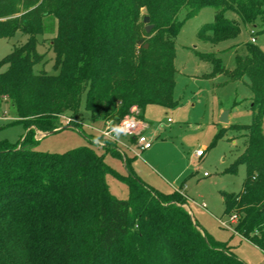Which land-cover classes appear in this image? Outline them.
Returning <instances> with one entry per match:
<instances>
[{"label":"trees","instance_id":"1","mask_svg":"<svg viewBox=\"0 0 264 264\" xmlns=\"http://www.w3.org/2000/svg\"><path fill=\"white\" fill-rule=\"evenodd\" d=\"M15 1L10 9L7 1L0 5V17L13 11ZM71 2L42 0L25 18L0 23V37L14 31L27 36L0 73V97L6 95L16 113L7 125L26 130L15 145L0 142V264H245L198 228L182 194L163 195L146 185L132 173L129 159L122 176L89 147L39 153L31 128L55 131L65 111L76 112L85 89V108L102 126L119 123L132 108L141 119L146 105L174 106L173 41L184 22L203 8L213 9V22L197 37L218 44L239 33L225 12L243 24L264 25V0H91L76 27ZM32 3L26 0L25 6ZM140 8L152 25L148 34L137 23ZM47 17L59 22L51 47L56 76L32 69L40 61L35 37L44 34L41 20ZM246 46L231 70L212 54L198 58L211 65L208 78L248 81L251 121L227 128L246 137L236 162L244 165L245 179L240 193L223 195V205L225 214L237 217L234 232L264 253V52ZM115 147L112 141L103 146L118 155ZM106 175L126 186V200L110 196Z\"/></svg>","mask_w":264,"mask_h":264},{"label":"rangeland","instance_id":"2","mask_svg":"<svg viewBox=\"0 0 264 264\" xmlns=\"http://www.w3.org/2000/svg\"><path fill=\"white\" fill-rule=\"evenodd\" d=\"M41 1L33 0L29 7L25 6L26 0L15 1L13 11L0 17V23H12L25 18ZM71 1L76 27L80 25L79 19L86 16L87 3L91 0ZM5 2V6L10 9L14 0H0V5ZM145 13V8L139 9L137 23L140 25V32L146 26L141 19ZM214 13L211 8L201 9L196 16L184 22L173 41L175 83L172 101L175 105L162 107L149 104L144 107L141 119L135 108L130 109L126 116L146 125L142 135L151 142L149 149L141 152L138 157L135 156L132 137L128 135L122 136L116 144L118 155L97 147L93 138L98 136L97 132L102 126L91 121L85 108L86 89L80 95L76 112L65 111L62 115L74 121L69 126H63L60 121L62 119L58 118L56 131L51 134L46 135L31 128L36 141L33 149L43 154L60 155L75 148L89 147L96 154H102L104 163L122 176L128 174L124 161L127 158L130 160L132 173L140 181L163 195L174 191L184 195L191 220L212 240L227 245L245 264H264V254L234 233L230 227L224 228L217 221H228V215L224 213L223 195L240 193L246 174L244 165L236 164L244 151L246 137L243 133L226 129L222 134L225 126L218 119L220 110L223 109L229 113L230 124L250 123L252 110L248 81L246 77L230 80L223 75L208 78L206 75L210 73L211 65L198 58V54H212L220 59L224 68L231 70L234 56L246 55L247 44L257 46L264 52V25L258 20L253 24H243L234 14L225 12L226 18L238 24V35L214 45L203 43L198 39L197 33L201 27L213 22ZM183 17L182 11L178 14V20ZM41 24L44 34L35 37V52L40 61L32 69L37 74L42 72L48 76H56L58 71L54 66L55 55L51 47L59 22L53 17H47L41 20ZM26 38L20 31H14L8 37H0V73L7 69L6 57L22 46ZM3 113L8 120L0 121V142L15 145L23 138L26 130L21 124L7 125L16 119V113L12 101L6 95L0 97V116H4ZM196 151H202L203 156L195 158ZM234 164V169L230 171ZM204 173L206 177L203 176ZM105 181L111 197L127 199V188L123 183L110 175H106ZM232 211L237 213V209Z\"/></svg>","mask_w":264,"mask_h":264},{"label":"built area","instance_id":"3","mask_svg":"<svg viewBox=\"0 0 264 264\" xmlns=\"http://www.w3.org/2000/svg\"><path fill=\"white\" fill-rule=\"evenodd\" d=\"M4 116H0V121H7V117L5 116V113H3ZM59 118H61L62 120H60L63 124V126H69V124L71 122H74L73 120H71V118L68 117H63L60 116ZM124 119H129L132 123V127L130 129V132L128 134V136H131L133 139V144L134 147L132 148V151L134 153L135 156H139L141 152L147 150L150 148L151 146V142L149 140H147L142 134H141V129H143V124L139 121V120H135L134 118H129V117H124L122 120ZM121 120V121H122ZM107 129V124L103 125L102 129L100 131H98V135H101L103 132H105ZM111 141V139L109 140ZM115 144H117L118 142H114ZM203 156V152L202 151H196L194 154L195 158H201ZM204 177H206L207 175L204 173L203 174ZM202 208H205L204 205H201ZM219 225L224 227V228H229L234 232L233 230V226L236 224L237 221V217L235 214H231L228 216V221L227 222H223L221 220H217ZM235 233V232H234Z\"/></svg>","mask_w":264,"mask_h":264},{"label":"clouds","instance_id":"4","mask_svg":"<svg viewBox=\"0 0 264 264\" xmlns=\"http://www.w3.org/2000/svg\"><path fill=\"white\" fill-rule=\"evenodd\" d=\"M129 119H124L119 123L109 120L107 122V129L101 135L93 138V143L97 147H103L111 139L112 142H119L122 136L129 134L132 127Z\"/></svg>","mask_w":264,"mask_h":264},{"label":"water","instance_id":"5","mask_svg":"<svg viewBox=\"0 0 264 264\" xmlns=\"http://www.w3.org/2000/svg\"><path fill=\"white\" fill-rule=\"evenodd\" d=\"M142 22H143L144 24H146V26L144 27V32H145L146 34H148V33L151 31V29H152V25H149V24H148V22H149V18H148L147 16H144L143 19H142ZM145 47H146V45H144V48H145ZM227 114H228L227 111H223V112L221 113V115H220V117H219V122H220V123H222V124H227V122H228V120H227ZM55 131H56V130H55ZM55 131L48 132V133H46V135H47V134H51V133H53V132H55Z\"/></svg>","mask_w":264,"mask_h":264},{"label":"crops","instance_id":"6","mask_svg":"<svg viewBox=\"0 0 264 264\" xmlns=\"http://www.w3.org/2000/svg\"><path fill=\"white\" fill-rule=\"evenodd\" d=\"M222 111H223V109H221L220 110V115H221V113H222ZM220 115H219V117H220ZM227 120H228V122H227V124H224V126H225V128L224 129H226L227 131L229 130V129H227V127L228 126H230V125H234V124H230V122H229V113L227 114ZM141 122V121H140ZM218 122H219V119H218ZM142 123V122H141ZM220 123V122H219ZM143 124V123H142ZM222 124V123H221ZM102 126V125H101ZM143 129H141L140 131H141V134H142V132L144 131V129H145V127H146V125H144L143 124ZM103 127V126H102ZM132 139V138H131ZM132 141H133V139H132ZM116 148V147H115ZM117 150V149H116ZM123 158H124V156H123ZM125 159V158H124ZM146 184V183H145ZM147 185V184H146ZM149 186V185H148ZM152 188V187H151ZM184 196V195H183ZM185 197V196H184ZM186 199V198H185ZM185 207V209L187 210V207H186V205L184 206ZM255 247V246H254ZM256 248V247H255ZM257 249V248H256ZM258 250V249H257ZM259 251V250H258ZM262 253V252H261ZM262 254H264V253H262Z\"/></svg>","mask_w":264,"mask_h":264}]
</instances>
